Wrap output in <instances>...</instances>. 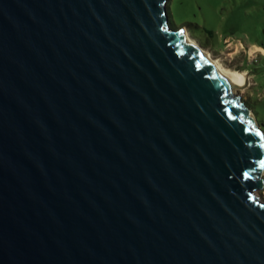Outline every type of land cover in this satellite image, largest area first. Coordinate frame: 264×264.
Instances as JSON below:
<instances>
[{"label": "water", "instance_id": "1", "mask_svg": "<svg viewBox=\"0 0 264 264\" xmlns=\"http://www.w3.org/2000/svg\"><path fill=\"white\" fill-rule=\"evenodd\" d=\"M166 0H0V264H264V134Z\"/></svg>", "mask_w": 264, "mask_h": 264}, {"label": "rangeland", "instance_id": "2", "mask_svg": "<svg viewBox=\"0 0 264 264\" xmlns=\"http://www.w3.org/2000/svg\"><path fill=\"white\" fill-rule=\"evenodd\" d=\"M166 6L172 26L186 30L211 59L227 70L246 73V84L233 95L264 134V47L242 35L264 43V0H166ZM260 174L264 181V169ZM254 194L264 201V185Z\"/></svg>", "mask_w": 264, "mask_h": 264}, {"label": "bare ground", "instance_id": "3", "mask_svg": "<svg viewBox=\"0 0 264 264\" xmlns=\"http://www.w3.org/2000/svg\"><path fill=\"white\" fill-rule=\"evenodd\" d=\"M181 33L183 35L184 42L193 45L195 48L198 49V51L200 53H203L205 55V59L209 61V63L213 66V68L216 70V72H218L221 76H223L228 82H230L232 84H237L240 81V79L243 78V82H242L241 87H238L239 89H241L246 84V81H247L246 73H243V72L240 73V72H237V71H230V70L225 69L219 63H217L216 61L211 59V57L206 52H204L202 49H200V47L188 36L186 30H183V28H182L181 29ZM238 88L237 87H232L231 88L232 93H234L235 90L238 89ZM263 182L264 181H262V185H264Z\"/></svg>", "mask_w": 264, "mask_h": 264}, {"label": "trees", "instance_id": "4", "mask_svg": "<svg viewBox=\"0 0 264 264\" xmlns=\"http://www.w3.org/2000/svg\"><path fill=\"white\" fill-rule=\"evenodd\" d=\"M166 12H167V6H166ZM167 19H168V24H169V26L170 27H173L172 26V23L170 22V19H169V17H168V15H167ZM208 33H211V30L210 29H205ZM243 36H245L246 37V39L248 40V41H252L253 43H258L259 45H261L262 47H264V43H263V41H260V40H256V39H250V36H249V34H246V33H244V34H242ZM241 35V36H242ZM240 36V37H241ZM249 38V39H248Z\"/></svg>", "mask_w": 264, "mask_h": 264}]
</instances>
